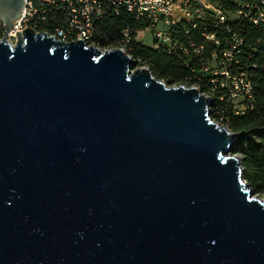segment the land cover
<instances>
[{
    "label": "water",
    "instance_id": "water-1",
    "mask_svg": "<svg viewBox=\"0 0 264 264\" xmlns=\"http://www.w3.org/2000/svg\"><path fill=\"white\" fill-rule=\"evenodd\" d=\"M25 0H0L9 33ZM0 39V264H264V198L210 98L26 28Z\"/></svg>",
    "mask_w": 264,
    "mask_h": 264
},
{
    "label": "built area",
    "instance_id": "built-area-1",
    "mask_svg": "<svg viewBox=\"0 0 264 264\" xmlns=\"http://www.w3.org/2000/svg\"><path fill=\"white\" fill-rule=\"evenodd\" d=\"M227 3L233 9H226L219 0H25L9 33L0 23L1 37L7 36L15 44L16 33L29 28L62 42L81 39L101 51L121 48L130 53L131 30L125 28L119 38H114L105 26L110 16L126 12L137 21L147 22L154 51L181 58L187 67L191 60L207 55L198 69H190L182 85L206 94L212 102L213 120L227 126L232 117L243 116L254 107L255 85L240 61L246 39L238 26L246 20L264 32V0ZM196 38L204 43L198 44ZM208 45L212 49L208 50Z\"/></svg>",
    "mask_w": 264,
    "mask_h": 264
},
{
    "label": "trees",
    "instance_id": "trees-1",
    "mask_svg": "<svg viewBox=\"0 0 264 264\" xmlns=\"http://www.w3.org/2000/svg\"><path fill=\"white\" fill-rule=\"evenodd\" d=\"M219 1L226 9H233V5L227 3V0ZM105 26L114 38H119L121 31L129 28L132 37L130 54L135 62L140 61V65L150 68L156 78L168 85H182L190 69H198L207 56L191 60L187 67L181 58L146 47L137 38L146 31L147 22L137 21L126 12L120 16H110L106 19ZM238 31L246 39L245 54L240 57V61L243 71L251 74L255 85V101L253 109H248L243 116L232 117L227 127L237 134L232 153L242 156L246 181L260 193H264V32L253 28L246 20L240 21ZM196 41L198 44L204 43L200 38H196ZM207 49L212 47L208 45ZM252 65L258 67L252 68Z\"/></svg>",
    "mask_w": 264,
    "mask_h": 264
},
{
    "label": "rangeland",
    "instance_id": "rangeland-1",
    "mask_svg": "<svg viewBox=\"0 0 264 264\" xmlns=\"http://www.w3.org/2000/svg\"><path fill=\"white\" fill-rule=\"evenodd\" d=\"M1 37V36H0ZM4 37V36H3ZM3 37H1V38H3ZM137 41L138 42H141L143 45H145L146 47H149V48H152V46H153V35H152V33H151V31H149V30H146L145 32H144V34L141 36V37H138L137 38ZM14 43H16V42H14ZM140 61H137V62H134V67L135 68H139V67H144V66H142V65H140V63H139ZM224 126V125H223ZM225 127H227V126H225ZM242 161H243V159H242ZM252 186V185H251ZM252 188L254 189V193L256 194V195H259V197H262V198H264V193H260L254 186H252Z\"/></svg>",
    "mask_w": 264,
    "mask_h": 264
},
{
    "label": "bare ground",
    "instance_id": "bare-ground-1",
    "mask_svg": "<svg viewBox=\"0 0 264 264\" xmlns=\"http://www.w3.org/2000/svg\"><path fill=\"white\" fill-rule=\"evenodd\" d=\"M9 41H11V40H9Z\"/></svg>",
    "mask_w": 264,
    "mask_h": 264
}]
</instances>
